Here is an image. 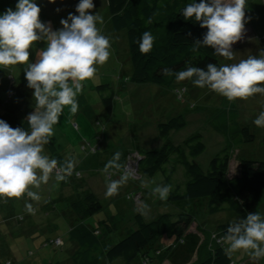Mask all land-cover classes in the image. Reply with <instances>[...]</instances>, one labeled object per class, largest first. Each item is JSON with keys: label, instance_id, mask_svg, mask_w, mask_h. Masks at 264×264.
I'll return each instance as SVG.
<instances>
[{"label": "rangeland", "instance_id": "obj_1", "mask_svg": "<svg viewBox=\"0 0 264 264\" xmlns=\"http://www.w3.org/2000/svg\"><path fill=\"white\" fill-rule=\"evenodd\" d=\"M13 1L15 5L16 0ZM36 2L40 7L41 22H50L53 30H56L62 27L60 20L72 13L73 4L79 0H55L54 3H49L48 0H36ZM93 3L95 7L90 11L103 17V23H98L97 27L109 38L110 57L105 64L97 66V72L92 79L83 82L84 86L79 94H83L92 105L96 117L87 124L85 121H88V118L83 116L84 112L80 107L73 114L70 106H65L59 122L54 125V134L50 139L55 144L57 152L66 161L70 159L75 161L71 176L57 181L56 174L53 172L48 182L42 183L39 188L29 186L30 191L40 196L39 201L33 200L26 194L20 198L0 197V259H10L13 264H47L52 260H65L73 248L67 231L75 223V218L68 214L70 199L72 195L74 197V191L70 188L91 180L94 191L104 207L86 218L84 222L91 227H97L99 220L106 216L112 217L115 229L110 243L121 238L126 227H134V216L138 211L141 212L145 221L152 220L162 213L189 211L194 217L193 223L191 230L183 236L182 241L175 240L173 234H165L153 243L155 247L162 246L163 249L170 245L168 250H163L162 264H187L202 240L201 227L213 230L219 223L234 220L235 215L232 211L222 210L209 214L206 199L174 202L159 199V194L154 193L153 189L157 186L163 187L164 176L161 171L151 176L142 173L135 176L129 175L126 183L119 187L118 193L112 196L106 195V189L110 180H119L128 172L127 164H125L128 154L126 150L130 148L144 151L161 146L162 139L158 136L154 120L158 123L176 113L184 115L186 125L172 131L169 135L170 140L176 144L181 143L190 134L201 132L206 148L196 160L205 170L210 158L225 146L222 134L216 132L208 122L209 117L222 106L221 95L207 87L199 88L193 84L190 86V82L184 80L182 83L186 87L180 93L181 95L173 94L171 88L160 86L169 93L166 97L167 107L163 108L159 106L162 101L157 103L161 97L154 95L159 86L151 83H146L145 86L135 85L129 96L126 91L128 88L117 90L114 116L113 114L110 116L104 108H101L103 106H97L101 100L95 87L101 82H110L113 86L119 80L121 84L123 83L126 72L131 68L127 58V38L124 30L117 32L112 30L106 0H93ZM246 17L249 19L245 24L244 34L241 40L232 45L234 58L227 60L220 56L221 65L238 63L242 59H247L248 56L262 55L264 0H248ZM43 47H45L44 42H35V47L29 49L30 62H35L39 50ZM24 69L25 65L20 64L0 67V119L5 120L12 128H16L15 121H20L18 118H21L23 122L36 107L32 95L33 89L27 86ZM10 90L11 94H9ZM137 95L141 100H150V105L144 108L142 117L131 108L132 100ZM234 103L238 110L239 123L247 125L254 137L250 141L238 144L234 149L230 161V175L235 173L240 158L264 160V128L257 127L253 123L259 113L264 111V94L257 93L247 99L237 98ZM74 122L78 124V128L74 127ZM105 127H107L105 132H108L109 140L114 143V147L108 148L107 151L104 147L97 145L98 136H101ZM83 145L86 146L85 149L82 148ZM92 145L97 146L95 152L88 151ZM46 151L43 154L52 159ZM115 152L121 153L120 160L116 162L120 167L110 168L105 172V165L112 159ZM76 172L80 175L76 176ZM183 172V167L177 166L174 179L182 181ZM40 174L37 170V177ZM135 196L138 198H134ZM26 203L32 205L34 214L26 210ZM144 204L148 206L147 210H144ZM44 210H48L47 217ZM259 211L264 217V192ZM55 239H60L61 244L50 242ZM47 240L48 242L44 245L43 242ZM228 243L224 240V247L233 261L240 264H264V257L259 260L252 259L251 250L240 249L229 252ZM151 254L154 255L153 250ZM155 261L153 259V262Z\"/></svg>", "mask_w": 264, "mask_h": 264}, {"label": "trees", "instance_id": "obj_2", "mask_svg": "<svg viewBox=\"0 0 264 264\" xmlns=\"http://www.w3.org/2000/svg\"><path fill=\"white\" fill-rule=\"evenodd\" d=\"M13 2L0 0V12L7 8L14 9ZM106 2L112 30L114 32L124 30L126 33L127 58L131 72L125 79L123 78V83H151L174 89L180 94L186 86L182 83L184 81L175 79L176 72L186 70L188 66L207 71L209 63L221 66L220 56L214 55L212 48L201 43L197 46L196 52L192 51L197 41L202 42L207 31L206 28L200 27L199 22L185 20L181 15L183 8L192 0H106ZM77 3L72 6V14H78L75 12ZM150 17L152 23L147 24L146 21ZM145 31L151 32L155 37L152 50L146 54L139 51V41ZM261 54H264V37ZM166 68L171 69L173 75L165 76ZM195 79L193 76L192 80ZM188 81L191 86L192 82ZM95 88L100 94L106 112L110 113L114 105V86L110 82H101ZM11 93L10 90L9 94ZM221 98L222 106L209 117L208 122L216 132L222 134L225 146L210 158L205 170L196 160L206 148L201 132L190 134L181 143L176 144L170 140L169 135L172 131L186 125L184 115L176 113L167 120L157 123L158 136L162 139V144L139 154L142 157L138 161V170L135 173L151 176L161 171L164 176L163 186H172L166 201L206 199L209 214L222 210L234 213V220L219 223L213 230L201 227L202 240L195 250V258L187 264H240L232 260L224 247L227 229L246 218L249 213H260L259 205L264 192V160L240 158L235 173L230 175V161L234 149L238 144L252 140L254 135L247 125L239 123L234 100L229 101L222 95ZM77 101L82 112L91 114L92 106L83 94L77 96ZM20 127L30 128L27 118ZM97 145L99 146V142ZM47 146L50 150L49 156L56 159L59 165L65 164V158L57 152L51 139ZM177 166L183 167L182 181L174 179ZM75 175L79 176L80 173L76 172ZM103 207L97 194L85 184H79L74 188V197L68 208L74 215L75 223L67 231L73 248L65 260H52L47 264H162L163 250H168L170 245L163 249L162 246L155 247L153 243L165 234H173L175 240L182 241L194 218L189 211H183L162 213L152 220L145 221L138 211L134 216V227H126L123 236L110 243L115 229L112 217L106 216L99 220L97 227H91L84 222ZM110 220L112 223H109ZM151 250L154 255L151 254ZM153 259L156 261L153 262ZM10 263L13 264L11 260Z\"/></svg>", "mask_w": 264, "mask_h": 264}, {"label": "clouds", "instance_id": "obj_3", "mask_svg": "<svg viewBox=\"0 0 264 264\" xmlns=\"http://www.w3.org/2000/svg\"><path fill=\"white\" fill-rule=\"evenodd\" d=\"M94 7L93 0H79L75 6L78 14L69 13L67 18L60 20L62 27L56 30L50 22H41L36 0H16L14 9L0 12V67L25 65L24 77L27 86L33 89L36 104L27 116L30 131L12 128L0 119V197L20 198L26 194L39 201L40 196L30 191L29 186L39 188L42 183H47L54 169L57 181L65 180L73 173L74 160L59 165L56 159L43 153L64 107L70 106L73 114L79 110L77 95L83 89V82L92 79L97 66L105 64L110 57L109 38L97 27L98 23H103V17L90 11ZM247 7L248 0H192L186 4L181 12L183 18L199 22L201 28L207 29L202 42L197 41L192 51L196 52L202 43L212 48L214 55L232 60V45L241 40L249 19ZM146 23L151 24L152 18ZM154 40L152 33L145 31L139 41V51L149 53ZM35 42H44L45 47L39 50L35 62H30L29 49L35 47ZM164 75L171 76L173 72L166 68ZM193 76L195 80H192ZM175 79L190 80L199 88L207 86L229 101L247 99L257 93L264 94V54L219 67L209 63L207 71L188 66L186 70L176 72ZM253 123L264 128V111ZM120 158L121 153L115 152L104 171L119 168L116 162ZM37 170L41 173L39 177ZM131 173L132 169H129L119 180H110L106 195L117 194ZM171 189V185L157 186L153 192L159 194V199L166 200ZM25 207L34 214L31 204L26 203ZM143 208L147 210L148 206L144 204ZM227 232L224 239L229 242V252L251 250L252 259L264 257V217L260 213H249L239 223L229 226Z\"/></svg>", "mask_w": 264, "mask_h": 264}, {"label": "crops", "instance_id": "obj_4", "mask_svg": "<svg viewBox=\"0 0 264 264\" xmlns=\"http://www.w3.org/2000/svg\"><path fill=\"white\" fill-rule=\"evenodd\" d=\"M130 67H131V65H130ZM130 72H131V68L129 69V71H127L126 72V76H128L129 74H130ZM125 76V77H126ZM145 84L146 83H130V82H126V83H120V80L118 81V83H115V85H114V90H115V98H114V105H115V100H116V98H117V90H126V88H128L126 91H127V94H128V96H129V94H130V92L132 91V89L134 88V86L135 85H140V86H145ZM148 84V83H147ZM117 85V86H116ZM128 86V87H127ZM130 88V89H129ZM173 94H176V90H174L173 89ZM154 95H155V97L156 96H158L160 99L157 101V103L159 102L160 103V101H162V104H160L159 106H161V107H163V108H165V107H167V100H166V97H168V95H169V93H168V91H166L165 89H161L160 88V86L158 87V89H156L155 90V93H154ZM140 96H136L132 101V109H134V111H135V113H137L138 115H141V117H142V113L144 114V108L147 106V105H150L149 104V101L147 100V102H145L146 100H141L140 98H139ZM88 102V101H87ZM89 103V102H88ZM90 104V103H89ZM165 104V105H164ZM91 105V104H90ZM113 105V109H112V111L110 112V113H108L110 116L113 114V116H114V110H115V106ZM92 106V105H91ZM97 106H103V104L102 103H98L97 104ZM101 108H104V106L103 107H101ZM104 110H105V108H104ZM106 111V110H105ZM96 112L92 109V112H91V114H86L85 112L83 113L84 115V117L86 116L88 119V121H85L87 124H90V123H88V122H91L92 120H94L95 119V117H96V114H95ZM18 119H20V121L18 120V122L17 121H15V125H16V127H20V125H21V118H18ZM75 124H74V127L75 128H78V124L76 123V122H74ZM154 123H155V127L157 126V122H155V120H154ZM137 125V124H136ZM106 128L107 127H105V129L102 131V134H101V136H98V142H99V145H100V147H104L105 149H106V151L108 150V148L109 149H112L113 147H114V143L112 142V141H110L109 140V138H108V132H105V130H106ZM26 131H30L31 129L30 128H27V129H25ZM143 137V136H142ZM160 138V137H159ZM53 143V142H52ZM54 144V143H53ZM142 144H145L144 142H142ZM54 146H55V144H54ZM45 147H46V149L44 150V151H46V152H48V153H50L49 151V148H48V146L47 145H45ZM147 150V149H146ZM126 151H128V154H127V157L125 158V161L127 162V163H125V164H129V165H132L133 163H134V161L136 160V158L139 156V154H142L144 151H141L140 149H136V150H133V149H130V148H128ZM97 153V152H96ZM53 159V158H52ZM66 160V159H65ZM63 165H64V163H63ZM136 175V174H135ZM92 181L91 180H88L86 183H85V185L86 186H88L90 189H92L93 191H94V188H93V184L91 183ZM76 187V186H75ZM70 188V187H69ZM70 190H72V191H74V188H70ZM95 192V191H94ZM67 196H69V195H67ZM66 196V197H67ZM71 196V195H70ZM73 199V195H72V198L70 199V201ZM48 210H44V213H45V215H46V217H47V215H48V212H47ZM68 214H69V216L70 217H72V218H74V215L71 213V211L69 210L68 211ZM192 225V224H191ZM191 225H190V227H189V229L188 230H191ZM48 242V240L47 241H45V242H43V244L45 245V243H47ZM195 258V254L192 256V259L191 260H193ZM164 264V263H163Z\"/></svg>", "mask_w": 264, "mask_h": 264}, {"label": "built area", "instance_id": "obj_5", "mask_svg": "<svg viewBox=\"0 0 264 264\" xmlns=\"http://www.w3.org/2000/svg\"><path fill=\"white\" fill-rule=\"evenodd\" d=\"M85 147L86 146H84V145L82 146L83 149H85ZM96 148H97L96 145H92L89 150L92 152H95ZM129 169H132V173H131L132 175H134L136 173L134 170V167L128 164L127 165V171H129ZM53 172L56 173V170L54 169ZM134 198L137 199L138 197L135 196ZM50 242H53L54 244H60L61 243L60 239H55L54 241L51 240ZM0 264H11V263H10V260H5V261L3 260V261H0Z\"/></svg>", "mask_w": 264, "mask_h": 264}, {"label": "water", "instance_id": "obj_6", "mask_svg": "<svg viewBox=\"0 0 264 264\" xmlns=\"http://www.w3.org/2000/svg\"><path fill=\"white\" fill-rule=\"evenodd\" d=\"M141 157H142V156L139 155V156L136 158V160L134 161V163L131 165V166L134 167L135 172H137V170H138V161L140 160Z\"/></svg>", "mask_w": 264, "mask_h": 264}]
</instances>
